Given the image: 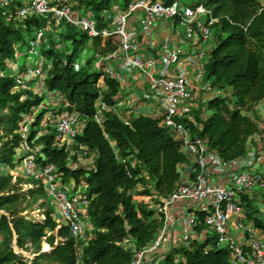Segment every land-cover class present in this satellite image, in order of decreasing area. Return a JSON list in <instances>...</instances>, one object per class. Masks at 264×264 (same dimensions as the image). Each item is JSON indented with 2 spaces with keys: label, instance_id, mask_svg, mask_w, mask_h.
Masks as SVG:
<instances>
[{
  "label": "trees",
  "instance_id": "obj_1",
  "mask_svg": "<svg viewBox=\"0 0 264 264\" xmlns=\"http://www.w3.org/2000/svg\"><path fill=\"white\" fill-rule=\"evenodd\" d=\"M9 1V10L29 2ZM133 1L65 0L74 5L71 7L75 11L85 10V14H80L94 15L99 31L109 29L107 13L124 11ZM146 1L170 5L178 0ZM200 6L216 20L211 26L213 47L205 56L203 80L214 93L207 92L205 96L201 92L196 98L194 122L184 119L183 123L225 163L232 164L247 157L255 136L261 133L256 110L264 102V0H197L188 7ZM2 12L0 7V67L5 72L0 77V166L15 171L22 151L29 149L37 155L40 165L55 166L65 184H84L93 230L87 241L81 242L73 237L69 227L63 225L58 229L51 204L44 211L45 220H29L23 213L33 210L42 200L44 205L49 201L42 185L31 180L26 184L35 188L22 194L18 184H13L12 173H0V264H131L134 250L149 249L163 229L164 215L159 207L179 186L182 168L190 163L182 141L161 126L159 119L140 114L126 123L115 113L124 92L123 84L105 75L96 64L119 49L117 36L104 39L90 37L82 30L81 34L74 33L73 27L56 25L50 17L7 21ZM40 30L45 86L48 91L61 92L64 110L84 122L72 145L76 155L57 146L54 130L40 135L46 113L39 109L43 98L31 85L19 86L9 68L26 47L28 52L24 56H29L30 41L38 38ZM88 44L95 57L81 64L80 52ZM102 105L107 110L98 122L96 116ZM28 118L35 121L28 138L23 140L20 132ZM82 148L94 160V167L73 170L70 162L79 161ZM123 159L130 162L123 164ZM242 202L249 221L264 234V214L248 197L244 196ZM204 229L202 224L196 231ZM58 237L64 242L56 245ZM44 241L53 248L51 252H42ZM14 242L19 250L37 257L32 261L26 259L15 251ZM159 264L232 262L230 251L217 248L216 236L211 234L203 241L195 239L173 247L162 254Z\"/></svg>",
  "mask_w": 264,
  "mask_h": 264
},
{
  "label": "built area",
  "instance_id": "obj_2",
  "mask_svg": "<svg viewBox=\"0 0 264 264\" xmlns=\"http://www.w3.org/2000/svg\"><path fill=\"white\" fill-rule=\"evenodd\" d=\"M10 6L9 0H0L2 13L7 21L24 20L29 16L50 17L56 25L66 24L81 29L90 37L110 39L117 36L120 39L119 49L99 60L96 67L121 84L124 83L125 71L130 75L138 74L144 78L151 88V95L145 94L143 98L157 100V104L155 103L145 115L159 119L161 126L169 129L176 139L182 141L188 157L194 159L193 162L183 166L181 183L159 207V211L164 215V226L157 240L149 249L134 250L135 256L131 264H148L149 259L151 261L155 255L163 254L161 252L168 248L169 232L177 224L173 207L179 203L187 205L182 237L184 242L190 243L195 240L192 237L197 234L196 229L204 224L205 230L216 236L217 248H227L230 251L232 264H264V239L259 236V231L254 225L244 220L242 216L244 207L240 200V195L247 191H260L264 194V173L232 171L230 174L232 187L211 185L208 169L213 168L225 173L230 164L225 163L218 153L211 151L207 142L193 135L187 124L183 123L184 119L194 122V110L198 105L194 96V84L190 82L188 76L179 73L180 71L173 72V67L183 68L186 61L197 62L194 80L201 86L199 90L211 95L214 93L209 85L203 82L204 60L208 51L205 46L212 39L211 26L216 22L211 12L203 6L197 8L184 6L179 1L165 5L162 2L134 0L124 11L107 13L106 21L110 23L109 29L99 31L94 15L80 14L66 4L65 0H29L25 6L17 10H9ZM138 11L142 12L139 19V33L130 29L131 19ZM205 16L207 22L203 23L202 18ZM158 24L166 29L177 25L186 28L187 38L193 40V46H200V51L196 54L184 55L171 35H166L158 47L154 44L144 47L142 37L151 36ZM42 35L43 31L40 30L38 38L30 41V56L40 57ZM20 57L22 54L17 55L18 59ZM41 64L42 62L35 68L26 64L23 70L14 71L18 85L23 87L35 85L38 92H47L63 100L64 96L61 92L47 90L46 75ZM4 76L5 72L0 67V77ZM105 110H107L105 105L98 109L96 116L98 122L102 121V112ZM34 121V118H28L22 127L20 134L23 140L28 138L30 126ZM83 128L84 122L79 116L51 112L42 121L40 135L48 130H54L57 135V146L76 155L72 145ZM88 154L84 150L80 151L79 161L77 163L71 161V168L79 169L87 162L85 168L92 169L94 160L89 158ZM20 157L17 167L23 169L24 178L42 185L55 210L58 229L65 225L69 227L76 240L87 241L93 227L90 223V200L85 194V185L76 187L72 183L71 188V183H64L62 174L55 166L40 165L37 155L29 149H24ZM121 162L126 164L130 160L123 159ZM134 165L135 163H132V166ZM128 174L132 177L130 172ZM42 217L46 219L45 212L42 213ZM233 221L236 232L244 235L245 244L238 242L232 236L230 225ZM61 240L64 242L63 239Z\"/></svg>",
  "mask_w": 264,
  "mask_h": 264
},
{
  "label": "crops",
  "instance_id": "obj_3",
  "mask_svg": "<svg viewBox=\"0 0 264 264\" xmlns=\"http://www.w3.org/2000/svg\"><path fill=\"white\" fill-rule=\"evenodd\" d=\"M82 13V12H80ZM142 12L138 11L131 19V25L130 29L139 33V19L141 17ZM178 26V25H177ZM172 26L171 29L169 28H162L159 24L155 27L154 32L149 37H142V44L143 46H148L151 44H154L156 47L160 45L161 40L166 35H171V37L174 39V41L177 43V45L181 48L182 53L184 55H190L193 54L189 51L183 50L182 43H186L184 40L187 38L186 32L183 34L184 37H181L180 39L178 36H173L172 32L173 30H177L178 27ZM178 33V32H177ZM193 46V40L189 39ZM188 40V41H189ZM212 40L209 42L207 46H205L206 49H211L213 46ZM197 48V52L200 51V46H193ZM196 51V50H194ZM196 52V53H197ZM22 57L19 58V60L16 63H10L9 68L12 71L20 70L22 67L19 65V61L23 58V56L26 54L24 50L21 51ZM155 53V52H154ZM159 55V53H156ZM28 63V61H26ZM26 65V64H25ZM198 64L196 63H189L186 61V64L183 68H177L173 67V72L182 73L186 76H188L190 82H193L195 72L197 70ZM124 92L122 95V98L120 99V103L117 106L116 109H114L115 113L122 118L123 120H128L129 118L133 116H137L140 114H147L148 111H150V108L152 109L155 106V103L157 104V100H146L144 99V95L150 93L151 95V88L149 84L145 81L144 78H142L140 75H130L128 72H124ZM195 89V98H198L201 95V91L199 90V85L196 86ZM31 89L35 91L38 95H40L43 98L42 106L39 108L46 110L45 116L48 115L51 112H58L60 115H66L68 114L64 108L65 104L63 103L62 99H58L56 96H52L50 93L47 92H38V89L35 87V85L31 86ZM206 96V95H205ZM63 110V112H62ZM257 119L260 123L261 133L259 135H256L254 138V143L251 145L249 153L246 158H244L241 161L232 163L228 166L227 171L225 173H221L213 168L208 169L209 174V183L213 186H224V187H232L233 184L231 182V172L232 171H250V172H257V173H264V102L258 105L257 107ZM194 159H190V162H193ZM83 167H87V162ZM16 173L21 174L23 172V169L21 167H17L15 170ZM72 188V183L70 184ZM244 196L248 197L252 203L255 205L256 209L260 211L262 214H264V208L261 211L260 204L264 206L263 203V196L264 194L260 191H247L240 195V200L244 198ZM52 205V204H51ZM244 205V203H243ZM186 203H179L175 207H173V214L176 217L177 224L175 227H173L168 235V245L167 249L162 251L161 253H165L168 250L172 249L173 247L180 246V245H187L188 243L184 242L183 240V232L185 228V213H186ZM244 212L242 214L244 220L248 223L253 225V222H250L248 219V212L246 208H243ZM252 214V212H251ZM230 231L232 236L240 243L245 244V238L242 233H237L235 229V223L234 221L230 225ZM259 236L264 239V234L262 232H258ZM213 235L212 232H208L207 230H203L202 232H199L195 234L192 238L197 239L198 241L205 240L209 235ZM196 237V238H195ZM162 255V254H161ZM161 255H155L152 260H148V264H156L161 262Z\"/></svg>",
  "mask_w": 264,
  "mask_h": 264
},
{
  "label": "rangeland",
  "instance_id": "obj_4",
  "mask_svg": "<svg viewBox=\"0 0 264 264\" xmlns=\"http://www.w3.org/2000/svg\"><path fill=\"white\" fill-rule=\"evenodd\" d=\"M178 1L181 4L187 5V6L192 5V4H196V2H197V0H178ZM71 6H74V5H71ZM81 12L83 14H85V10H81ZM202 22L203 23H206L207 22V17L206 16L202 18ZM177 27H178L177 30L176 29L173 30L172 35L173 36H178V38L180 39L181 37H184L183 34L186 32V28L182 27L181 25H178ZM72 32H74V33L75 32H78V33L81 34V29L74 28V30H72ZM79 38H81V35L78 36V39ZM184 40L186 41V43H182L181 44V46L183 45V50L184 51L192 52L193 54H196L197 48H195V47L192 46V43H191V41L188 38H185ZM162 41H163V39L161 40L160 43H162ZM180 48H182V47H180ZM194 50H196V51H194ZM24 51L27 53L28 52V48L26 47L24 49ZM94 57H95V51L88 44V45H86L84 47V50L80 52V57L78 59V62L81 63V64H84V63L88 62L89 60L93 59ZM26 61H28V63H26ZM42 61H43L42 56H40V57H33V56H30L29 55L28 57L23 56V58L18 63L23 68L25 67V64H27L28 66H30L32 68H35ZM192 83L194 84V90H195L197 88L196 86L198 85V83H196L194 79H193V82ZM205 95H206V92H205ZM203 98H204V96H203ZM0 173H6V174L12 173L14 175L13 184L14 185H17L18 184V190L22 194H25V193L27 194L31 189H34L35 188L34 185L26 184L27 182H30L31 183L32 182L31 180L24 178L23 176H21V174H18L15 171H11L10 169H8L6 167H1L0 166ZM19 179H21V180H19ZM44 202H45L44 200L40 201L39 204H37L34 207L33 210H29V211L23 213V216L27 217L29 220H35V221H38V222L39 221H43L44 218L42 217V213L46 209H48V205L51 204V203H49L50 201H48L47 204L44 205V204H42ZM41 205H44V206L41 207ZM25 206H26V204H24L23 207H25ZM260 208H261V211H262V209L264 208V206L260 204ZM57 233H58V230L55 232V234L57 235ZM61 242H62L61 238L58 237L57 242H56V245L60 244ZM45 243L46 242L44 241V243L42 244L43 251L48 252V253L51 252L53 250V248H51V247H49V249H44V244ZM28 246L30 247L31 245H28ZM14 248H15V251L17 253L23 254V256L26 259L30 260V261H32L33 259H35L37 257V255H35V254H32V253H29V252H25V251L19 250V248H17L15 242H14Z\"/></svg>",
  "mask_w": 264,
  "mask_h": 264
},
{
  "label": "water",
  "instance_id": "obj_5",
  "mask_svg": "<svg viewBox=\"0 0 264 264\" xmlns=\"http://www.w3.org/2000/svg\"><path fill=\"white\" fill-rule=\"evenodd\" d=\"M40 149H42V147H41ZM1 213L4 214L3 212H1ZM15 243H16V242H15ZM47 246L50 247V245H48L47 243H45V244H44V249H45ZM17 248H18V247H17ZM42 252H43V253H46V252L43 251V250H42ZM33 260H34V259H33Z\"/></svg>",
  "mask_w": 264,
  "mask_h": 264
},
{
  "label": "bare ground",
  "instance_id": "obj_6",
  "mask_svg": "<svg viewBox=\"0 0 264 264\" xmlns=\"http://www.w3.org/2000/svg\"><path fill=\"white\" fill-rule=\"evenodd\" d=\"M45 249H49V247L47 246Z\"/></svg>",
  "mask_w": 264,
  "mask_h": 264
}]
</instances>
